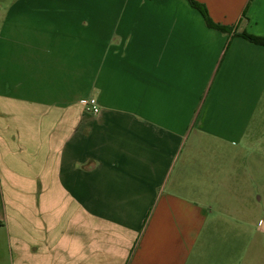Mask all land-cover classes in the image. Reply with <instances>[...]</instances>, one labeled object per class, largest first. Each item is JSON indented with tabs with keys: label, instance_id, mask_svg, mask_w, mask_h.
<instances>
[{
	"label": "crops",
	"instance_id": "obj_1",
	"mask_svg": "<svg viewBox=\"0 0 264 264\" xmlns=\"http://www.w3.org/2000/svg\"><path fill=\"white\" fill-rule=\"evenodd\" d=\"M197 1L231 33L187 0L7 2L0 264H264V47L235 36L264 0Z\"/></svg>",
	"mask_w": 264,
	"mask_h": 264
},
{
	"label": "trees",
	"instance_id": "obj_2",
	"mask_svg": "<svg viewBox=\"0 0 264 264\" xmlns=\"http://www.w3.org/2000/svg\"><path fill=\"white\" fill-rule=\"evenodd\" d=\"M187 1L194 9H196L203 16L205 23L207 24L208 27L217 29L225 34L231 33L232 31L231 27L220 25L218 23H215L211 19L208 10L204 4L198 2L197 0H187ZM235 36L244 38L255 45L264 47V37L249 34L246 31L235 33ZM0 224L2 223L0 222Z\"/></svg>",
	"mask_w": 264,
	"mask_h": 264
},
{
	"label": "built area",
	"instance_id": "obj_3",
	"mask_svg": "<svg viewBox=\"0 0 264 264\" xmlns=\"http://www.w3.org/2000/svg\"><path fill=\"white\" fill-rule=\"evenodd\" d=\"M86 108L89 112L93 114H98L100 112V106L96 99L92 98L87 101Z\"/></svg>",
	"mask_w": 264,
	"mask_h": 264
},
{
	"label": "rangeland",
	"instance_id": "obj_4",
	"mask_svg": "<svg viewBox=\"0 0 264 264\" xmlns=\"http://www.w3.org/2000/svg\"><path fill=\"white\" fill-rule=\"evenodd\" d=\"M10 1V0H0V20H1V14H2V10L3 9H6L7 7V2ZM255 188V186H253ZM257 223V221H256Z\"/></svg>",
	"mask_w": 264,
	"mask_h": 264
}]
</instances>
